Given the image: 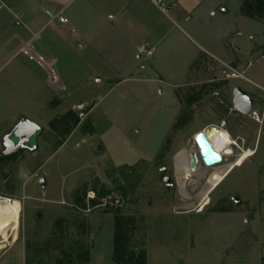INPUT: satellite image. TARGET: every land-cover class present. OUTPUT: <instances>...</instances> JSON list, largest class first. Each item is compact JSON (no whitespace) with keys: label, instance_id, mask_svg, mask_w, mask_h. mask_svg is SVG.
Segmentation results:
<instances>
[{"label":"rangeland","instance_id":"rangeland-1","mask_svg":"<svg viewBox=\"0 0 264 264\" xmlns=\"http://www.w3.org/2000/svg\"><path fill=\"white\" fill-rule=\"evenodd\" d=\"M256 41L251 72L262 74L264 33L260 29ZM12 51L6 47L5 56L0 57H10ZM216 66H201L203 75L193 78L192 85L177 95L167 86L143 84L136 96L143 111L137 112L133 132L121 123L118 130L113 128L98 104L87 118L88 109L81 111L83 119L75 114L78 118H72L73 122L84 123L70 138L72 130L62 126L58 133L50 123L35 150L13 154L9 137L23 121L17 109L26 104L11 107L13 97L1 94L0 198L11 199L12 205L0 230V242H6L0 250V264H54L63 255L51 249L62 245L70 253L67 264H114L116 216L131 223V245L136 255L145 254L140 264H264V124L249 122L250 127L261 129V149L243 166L235 167L234 157L207 168L198 157V170L189 167L190 155L199 154L195 136L208 130L200 124L211 120L204 110L217 102L215 93L229 83L227 78L211 82ZM8 67L1 73H8ZM259 107L256 102L254 110ZM94 122L98 135L85 134ZM183 164L188 165V172L179 170ZM163 168L173 188L164 183ZM227 168L231 172L209 191L208 205L199 213L203 189L212 176ZM42 178L46 189L39 183ZM84 189L95 195L102 190L114 194L120 204L104 205L99 199L96 206L86 202V209H79L75 195ZM59 220L65 221L62 234L56 229L52 237ZM51 237L55 242L47 255L42 246ZM81 246L89 253L88 261L80 257Z\"/></svg>","mask_w":264,"mask_h":264},{"label":"crops","instance_id":"crops-1","mask_svg":"<svg viewBox=\"0 0 264 264\" xmlns=\"http://www.w3.org/2000/svg\"><path fill=\"white\" fill-rule=\"evenodd\" d=\"M3 1L7 8L0 10V54L5 56L6 47L13 51L0 57V95L13 97L11 107L26 104L17 109L19 116L42 129L39 138L55 119L85 109L87 118L98 104L113 128L118 130L121 123L133 132L137 112L143 111L136 99L143 84L167 86L177 95L203 75L201 66L213 63L211 82L227 78L229 68L243 78H227L228 86L215 93L218 103L204 110L211 120L200 125L216 127L236 143L227 146L232 152L227 159L237 162L251 152L250 160L259 154L261 129L250 127L252 119L232 104L239 87L254 105L259 102L255 111L261 112L264 124V73L251 72L250 60L264 24L242 15L245 0H167L177 5L169 15L150 0ZM60 13L68 24L59 22ZM6 66L9 72L1 73Z\"/></svg>","mask_w":264,"mask_h":264},{"label":"trees","instance_id":"trees-1","mask_svg":"<svg viewBox=\"0 0 264 264\" xmlns=\"http://www.w3.org/2000/svg\"><path fill=\"white\" fill-rule=\"evenodd\" d=\"M241 13L243 16L256 20L262 24H264V0H245L242 7H241ZM75 115L73 112H70L68 114H66L65 116L61 117L60 119L54 121L51 126L52 128L58 130L62 129L63 127L69 128V130H73L78 124L79 121H75L71 123L68 121L70 118H73ZM58 123L59 125L57 127H55V123ZM71 125V126H70ZM59 128V129H58ZM85 129V128H84ZM96 133V130L94 129L93 125L90 123V125H88L87 130L85 131V134L88 135H94ZM88 191L86 189L83 190V192L81 191H77L76 195H75V206L79 209H86V196H87ZM108 195L107 192H105L104 190H102L101 193H97L96 195V200L91 201L90 203L93 206H96L99 199H103L104 197H106ZM65 221L63 220H59L55 223L54 227H53V231L51 233L52 237H55V232L56 229L60 230L61 234V228H62V224ZM131 223L129 221H126L125 219H123L122 217L116 216L115 217V229H114V250H113V256H112V260L114 264H140L139 261H144L145 259V254L144 253H140L139 255H136V252L134 251V247L133 245H131V231L132 229H130ZM52 237L50 239H48L44 244H43V249L42 251L49 255L51 250L54 251H60V253L63 255V257H56L54 259V264H67L69 257H70V253L64 251V249L62 248V246H57L54 249L50 250L51 245L53 244V242H55L54 239H52ZM78 250L80 251V257L82 259H84L85 261L89 260V253L85 250L84 251V247H79ZM69 251H71L69 249Z\"/></svg>","mask_w":264,"mask_h":264},{"label":"water","instance_id":"water-1","mask_svg":"<svg viewBox=\"0 0 264 264\" xmlns=\"http://www.w3.org/2000/svg\"><path fill=\"white\" fill-rule=\"evenodd\" d=\"M233 107L234 109L239 112L244 117H249V114L254 106L253 99L245 93L241 88L237 87L233 91ZM227 123H224L222 127H225ZM42 133V129L34 122L24 119L11 133L10 141L13 145L14 142L17 140L19 144L15 149V153L19 152L24 149H29L31 151L37 148V141ZM195 141L200 149V155L202 157V161L207 168H214L216 166L221 165L223 161V156L221 154L216 153L212 144L208 141L207 137L204 133H200L196 138ZM189 160V167L191 171L198 170L199 165V158L195 153L190 155ZM166 173V169L162 170V174ZM171 178L164 179V183L170 187L171 186ZM40 185L43 189H46L45 183L46 180L42 178L40 180ZM232 201L236 204H240V201L233 197Z\"/></svg>","mask_w":264,"mask_h":264},{"label":"bare ground","instance_id":"bare-ground-1","mask_svg":"<svg viewBox=\"0 0 264 264\" xmlns=\"http://www.w3.org/2000/svg\"><path fill=\"white\" fill-rule=\"evenodd\" d=\"M201 133H204V135L207 137L208 141L212 144V146H213L214 150L216 151V153L221 154V155L223 153H225L228 156L231 155L232 152L227 146L231 145L232 143H231V141L229 139H226V137H225L226 133L224 131H222V130L216 128V127H211L208 130H206L204 132H201ZM199 134H197L195 136V138ZM195 143H196V141H195ZM196 146L198 147L197 143H196ZM225 147H226V149H225ZM198 149H199V147H198ZM199 151H200V149H199ZM194 153L198 156V154L196 152H194ZM252 155L253 154L251 152H245V154L237 161V164L234 165V166L235 167L243 166V164ZM200 157H201V155H200ZM201 159H202V157H201ZM180 169H184L185 171L187 170V172H188L189 167H188V165L183 164V165H181L179 167V170ZM229 173H230V170H228V168H227L224 172L217 173V174H215L214 176L211 177V179L207 183L206 187L203 189V195L201 197V200L203 199L204 203L200 206L199 213L203 212L205 207L208 205V201H209L208 200V193H209V191H211L212 189L220 186L224 182V180L227 178ZM189 176H190V174H188L186 177L188 178ZM10 205H12V201L11 200L8 201L7 199L0 198V230L4 227V225L7 222L8 207L10 208L11 207ZM4 244H6V242H0V250L5 247Z\"/></svg>","mask_w":264,"mask_h":264},{"label":"built area","instance_id":"built-area-1","mask_svg":"<svg viewBox=\"0 0 264 264\" xmlns=\"http://www.w3.org/2000/svg\"><path fill=\"white\" fill-rule=\"evenodd\" d=\"M150 1L165 15H169L174 10L177 9V5L175 3L168 2L167 0H150ZM4 8H7V6L3 0H0V10H2ZM58 20L62 24H68V22H69L68 19L63 15V13H60L58 15ZM150 55H151V53L147 52L145 56L149 57ZM263 60H264V58H263ZM229 70L231 73L227 74V78H243L242 75H238L231 68H229ZM260 89L264 94V88H260ZM78 116H79V118L83 119L85 117V114L83 112H81V113H79ZM249 117L252 119L253 122L258 124L259 126H262V115L259 112L253 110V108L249 114ZM232 144H233V146H237L235 142H232ZM230 146H232V145H230ZM222 156H223V161H226L228 155L223 153ZM7 200L10 201L11 199L7 198ZM93 200H96L95 193L88 192L87 196H86V202L90 203ZM102 202L104 205L109 204V205L114 206V207H118L120 204V200L114 194L104 197L102 199Z\"/></svg>","mask_w":264,"mask_h":264},{"label":"flooded vegetation","instance_id":"flooded-vegetation-1","mask_svg":"<svg viewBox=\"0 0 264 264\" xmlns=\"http://www.w3.org/2000/svg\"><path fill=\"white\" fill-rule=\"evenodd\" d=\"M19 144V142L16 140L15 142H14V140H13V145L10 147V150H11V152H10V154H13V153H15V149H16V147H17V145ZM198 156H199V158L201 159V157H200V151H199V154H198ZM201 161H202V159H201ZM204 164V163H203ZM163 169H165V168H163ZM163 169H161V174H162V170ZM231 172V171H230ZM164 175V178H163V180L164 179H166V178H168V176H165L166 175V173L165 174H163ZM169 178H171V177H169ZM171 186L169 187V188H173L174 186H175V184H174V182H173V180H172V178H171Z\"/></svg>","mask_w":264,"mask_h":264}]
</instances>
